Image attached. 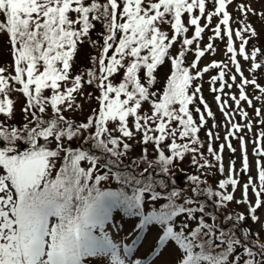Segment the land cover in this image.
<instances>
[{"label":"snow or ice","instance_id":"obj_1","mask_svg":"<svg viewBox=\"0 0 264 264\" xmlns=\"http://www.w3.org/2000/svg\"><path fill=\"white\" fill-rule=\"evenodd\" d=\"M232 2L0 0V34L8 37L11 55L10 63L0 64V264H150L149 258L134 256L150 228L158 229L153 264H264V163L257 160V176H248L240 200L234 195L240 186L234 160L215 189L202 178L204 169L225 171V143L213 147V139H220L212 131L215 116L197 83L204 73L219 70L210 90L230 125L224 136L228 149L236 151L230 137L240 141V172L250 166L239 133L253 127L241 102L264 125V108L256 104L264 105L258 79L264 77V46L248 47L261 35L248 16L264 20V11L239 4L243 18L234 30ZM213 17L218 18L213 36L201 47ZM97 24L101 31L91 40ZM216 38H226L234 72L224 61L198 67L206 53H215ZM85 41L98 51L90 67L76 71ZM193 46L195 58L186 64ZM165 64L170 73L161 82L158 72ZM233 85L239 95L228 98L235 109L221 99ZM248 86L254 89L251 96ZM14 96L25 98L18 125ZM93 99L97 106L90 114L72 118L83 112L80 100ZM237 114L246 123L236 122ZM206 117L213 119L207 155L199 136ZM134 143L144 145L139 158L130 155ZM253 144L255 154L264 157V130ZM186 156L201 173L187 175V192L177 187L174 172ZM233 201L247 205V214L220 211ZM125 218L136 220L131 243L118 238ZM249 219L259 228L242 223Z\"/></svg>","mask_w":264,"mask_h":264},{"label":"rangeland","instance_id":"obj_2","mask_svg":"<svg viewBox=\"0 0 264 264\" xmlns=\"http://www.w3.org/2000/svg\"><path fill=\"white\" fill-rule=\"evenodd\" d=\"M244 3V4H251V6L256 9L257 12L264 11V0H233L232 4L229 5L228 10L232 14V28L235 30L238 28L240 25L236 23L237 20L242 19L241 13L237 10V7L239 4ZM211 7V6H209ZM185 20H187V16H185ZM248 22L252 24L253 27L257 29V31L261 32L259 40L257 39H251L248 47H251L253 44L257 46H264V20H261V18L256 15L249 14L248 16ZM205 21L202 19L201 24L203 25ZM218 23V18L213 17V20L211 24L208 26V28L205 29L204 33H202V39L200 40V44L202 45H207V42L209 41V37L213 36L212 29L215 27V25ZM101 31V25L97 24L96 26V31L91 33V40H96L99 36V33ZM194 32L193 28L189 29L188 36L190 37ZM218 40V38L214 39V41ZM226 41V38L224 39ZM237 45L239 41H236ZM227 43L225 42H220L218 44H214V48L216 49L214 54L211 53H206L205 56L201 59L200 63L198 64L199 68H203L207 64H210L213 60H224L225 63H228V69H231L234 72V67L228 60V56L226 55V48L225 45ZM175 48H179V44L175 46ZM175 48L173 49L175 51ZM194 46L191 51L187 52L186 57L187 58H193L194 56ZM97 49L94 48L91 45L90 41H85L84 44H82L79 47L77 56H76V64H75V70L76 71H82L83 69H86L91 66V60L90 58L94 55L97 54ZM186 58V64L191 62L192 60H189ZM11 62V55L9 52V44H8V37L4 34H0V64H7ZM241 64L243 68L245 69V75L249 76L251 78V74L247 71V68L249 67L248 64L244 63V61L241 59ZM227 71V70H226ZM170 73V65L165 64L158 72V79L163 82L166 76ZM217 75V69H210L208 72L203 74L202 80L197 81V83H202V93L204 100L207 102L209 105L211 111L214 113L215 116V123L217 125L216 128L212 129L214 133H219V140L213 139V147L215 149H218L219 144L225 143V148L223 151V164H224V174L221 175L220 172L218 171L217 168H212V169H204L202 170L203 172L207 173L206 176H202L203 179H206L208 181L209 186L213 187L214 189L217 187L219 180L227 178L229 174V164L231 161H235V167L237 169V172L239 174V180H240V186L237 187L234 195L236 200H240L242 198V185L247 182L248 176L251 175L254 179L257 176V160H260L261 163H264V157H258L255 152L253 151L255 145L253 144V141L256 139L258 133L261 130H264V125H260L257 120L258 118L255 116V113L252 108H249L246 103L241 102V107L244 108L246 111L249 113V117L253 121V127L251 132H249L247 129H244L240 135H243L245 138L246 142V148H247V153H248V158H249V171L247 173L240 172L239 170L242 167V152H241V144L239 139L236 138H231V143L232 146L236 149L235 153L231 152L228 147L227 143L224 141V136L226 134L227 128V121L225 117L223 116L220 107L218 105V102L215 100V95L216 93L212 92L210 90V79L212 76ZM227 79V76L225 77ZM239 75H237V83L239 82ZM259 82L264 84V77H258ZM231 82V81H229ZM217 88L219 87V81H217L216 85ZM248 94L251 96L254 92V89L252 86H248L246 89ZM87 92H94L93 88H86ZM224 93H227L228 96H225ZM224 93H221V99H228V105L230 106L231 109H235V105L233 101L228 98L230 95L235 94L239 95V90L238 88L233 85L231 89H228L227 87L224 89ZM96 94V93H94ZM256 94L258 95L259 92L256 91ZM14 99H16L18 102L15 105V123L18 125L24 121V115L21 112V108L24 105L25 98L23 96H14ZM80 103L83 104V112L80 113L79 115H74L72 116L73 119H76L78 121L83 120L84 116L90 114V109L95 108L96 102L93 99L91 102L87 100H80ZM196 104L199 105V100L196 101ZM257 107H262L264 108V105H260L259 102H256ZM201 107V111H204L203 105H199ZM194 118L198 120V115L193 112ZM0 119H3L2 116H0ZM207 119V124L205 127L201 128L199 132L200 139L205 142V154L207 155L206 152V144H207V136L206 132L207 129L212 128L213 124V119L208 118ZM236 122H239L241 124L246 123L245 120H243L239 114H237L234 117ZM227 127H230V125H227ZM23 143V142H21ZM73 146H77L74 144ZM144 145L142 144H135L134 143V148L130 155L133 158H139L142 149ZM149 154L150 158L152 156V146L149 145ZM125 164H129L130 161L128 159L124 160ZM179 169H182L183 171H180ZM175 176H176V185L177 187L184 188L185 191L187 192L188 189V183H187V175L191 174H201L200 172L197 171L194 167L191 166L190 163V156H186L185 160L182 163L177 164L176 168L174 169ZM229 191H231V186H229ZM249 199L250 200H255V196L251 189H249ZM246 208L247 205L244 204H236L235 201L230 202L227 205L226 209H221V212L227 211L231 213L235 212H245L246 213ZM125 223V226L122 230V232L119 234L118 238H124L127 237L125 242L131 243L132 238H134L135 233H133V228L136 224L135 219H128L125 218L123 224ZM135 223V224H133ZM244 223L245 226H251L253 230L259 228V225L253 223L250 219L247 220ZM129 233H133L132 236H129ZM157 234H158V229L156 228H150L148 232L145 233V237L142 240V243L137 246L138 250L134 253V256L136 258H149L150 264H153L152 258H151V253L152 250L154 249V245H156V240H157ZM260 239L264 241V232L260 233ZM152 245V246H151ZM169 259H173V257L169 256ZM155 264H159V261L156 260Z\"/></svg>","mask_w":264,"mask_h":264}]
</instances>
